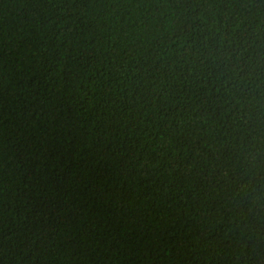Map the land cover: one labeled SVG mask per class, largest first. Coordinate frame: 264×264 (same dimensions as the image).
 Returning <instances> with one entry per match:
<instances>
[{
  "label": "trees",
  "instance_id": "16d2710c",
  "mask_svg": "<svg viewBox=\"0 0 264 264\" xmlns=\"http://www.w3.org/2000/svg\"><path fill=\"white\" fill-rule=\"evenodd\" d=\"M0 264H264V0H0Z\"/></svg>",
  "mask_w": 264,
  "mask_h": 264
}]
</instances>
